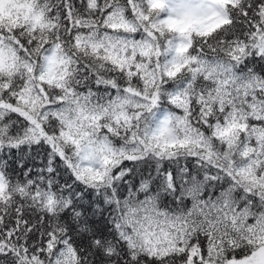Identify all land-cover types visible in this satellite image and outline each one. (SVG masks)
Returning <instances> with one entry per match:
<instances>
[{"label":"snow or ice","instance_id":"obj_1","mask_svg":"<svg viewBox=\"0 0 264 264\" xmlns=\"http://www.w3.org/2000/svg\"><path fill=\"white\" fill-rule=\"evenodd\" d=\"M0 264H264V0H0Z\"/></svg>","mask_w":264,"mask_h":264}]
</instances>
